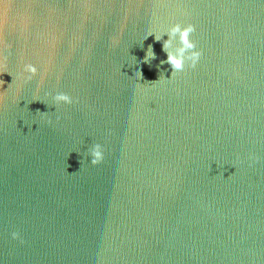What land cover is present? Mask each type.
<instances>
[{
  "label": "water",
  "instance_id": "1",
  "mask_svg": "<svg viewBox=\"0 0 264 264\" xmlns=\"http://www.w3.org/2000/svg\"><path fill=\"white\" fill-rule=\"evenodd\" d=\"M0 80V264H264V0H4Z\"/></svg>",
  "mask_w": 264,
  "mask_h": 264
},
{
  "label": "clouds",
  "instance_id": "2",
  "mask_svg": "<svg viewBox=\"0 0 264 264\" xmlns=\"http://www.w3.org/2000/svg\"><path fill=\"white\" fill-rule=\"evenodd\" d=\"M195 32V25L192 23L181 24L174 23L170 27L162 30V31H153V32H145L143 36H141L140 41L138 43V47H142L141 42L146 39L149 35L154 34V39L156 41H161L162 37L166 34L167 39H164L162 42V50L166 53V60L162 59L159 61L157 68H160V65L165 63L171 66L172 72L171 79L177 72L182 71L186 64L188 67H195L201 57V51L197 48V44L195 40L192 38V34ZM133 64L136 65L135 69H133L131 76L141 79L142 72L140 69V64L146 63L151 65V61L156 59V54L153 51L152 45L149 44L147 49L145 50V55L141 59H137L135 56L131 57ZM131 65V66H132ZM130 66V68H131ZM24 72L28 74L27 79H31L32 76L36 75L38 72L37 67L34 64H25ZM164 71L161 70L159 72V79L164 80ZM157 80V81H158ZM0 84H3V80H0ZM53 102L55 104H71L73 102V98L66 93L58 92L53 97ZM40 112L39 110H37ZM44 113V112H41ZM90 162L93 165L98 164L104 158L103 148L100 144H94L89 150ZM12 238L17 239L18 233L13 232Z\"/></svg>",
  "mask_w": 264,
  "mask_h": 264
},
{
  "label": "snow or ice",
  "instance_id": "3",
  "mask_svg": "<svg viewBox=\"0 0 264 264\" xmlns=\"http://www.w3.org/2000/svg\"><path fill=\"white\" fill-rule=\"evenodd\" d=\"M4 2V0H0V4H2Z\"/></svg>",
  "mask_w": 264,
  "mask_h": 264
}]
</instances>
